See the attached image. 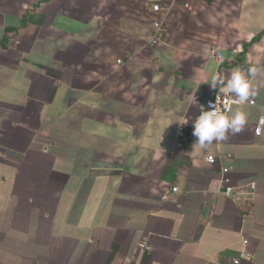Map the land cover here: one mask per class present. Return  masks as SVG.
I'll return each instance as SVG.
<instances>
[{"label":"crops","instance_id":"1","mask_svg":"<svg viewBox=\"0 0 264 264\" xmlns=\"http://www.w3.org/2000/svg\"><path fill=\"white\" fill-rule=\"evenodd\" d=\"M253 65L264 0H0V264H264V73L243 131L192 134Z\"/></svg>","mask_w":264,"mask_h":264},{"label":"clouds","instance_id":"2","mask_svg":"<svg viewBox=\"0 0 264 264\" xmlns=\"http://www.w3.org/2000/svg\"><path fill=\"white\" fill-rule=\"evenodd\" d=\"M215 55V50H213ZM219 57V62H223ZM264 73V67L250 66L247 70L239 67L234 68L226 77L221 73H214L209 85L211 89L217 90L215 101H209L207 111L203 110L193 124V136L196 137L194 145L205 149L213 141L227 139V134L240 133L248 122V113L242 108L228 111L229 104L244 105L250 103V98L256 95L252 81ZM264 132V115L257 120L256 134Z\"/></svg>","mask_w":264,"mask_h":264},{"label":"built area","instance_id":"3","mask_svg":"<svg viewBox=\"0 0 264 264\" xmlns=\"http://www.w3.org/2000/svg\"><path fill=\"white\" fill-rule=\"evenodd\" d=\"M155 9H156V11H158L159 10V7H156ZM164 36H165V30H164V28L161 26L160 23H156L155 24V34H154L153 39H152L153 45H158L159 43H161L163 41ZM220 56H222V55H220L218 51L215 50V55H213V52H212V57L214 59L219 60V57ZM216 94H218V93L216 92ZM216 94L214 96H212L210 99H208L202 105L200 114H201V112L203 110H205V111L209 110L208 109V103H209V101H213V102L215 101ZM250 100H251L250 103H246L244 105H237V104H234V103L229 104L228 105V111L231 112L233 110V108H235L237 106H245V105L254 106L256 104L255 100H253L252 97L250 98ZM187 142H188V133L185 130H182L180 132V134H179L178 146L181 147V146L185 145ZM209 162L213 164L215 162V159L213 157H210L209 158ZM224 172L227 173L228 170H225ZM224 183H229V180L228 179H225V182ZM174 191L176 192L177 189H175ZM231 193H232V189L231 188H227L226 194L227 195H231ZM233 264H240V262L238 260H234L233 261Z\"/></svg>","mask_w":264,"mask_h":264}]
</instances>
